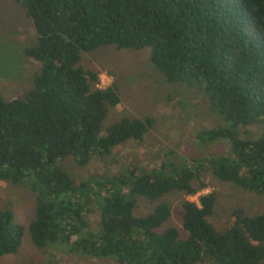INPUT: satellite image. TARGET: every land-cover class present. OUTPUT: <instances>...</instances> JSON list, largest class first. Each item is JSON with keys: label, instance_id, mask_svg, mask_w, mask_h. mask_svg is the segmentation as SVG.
Instances as JSON below:
<instances>
[{"label": "trees", "instance_id": "obj_1", "mask_svg": "<svg viewBox=\"0 0 264 264\" xmlns=\"http://www.w3.org/2000/svg\"><path fill=\"white\" fill-rule=\"evenodd\" d=\"M15 2L36 34L24 57L38 63L40 73L24 99L0 97V181L31 183L38 194L28 226L33 245L66 243L73 252L118 264H264V211L248 215L236 208L217 231L208 220L216 202L209 192L183 200L181 231L161 230L170 218L165 202L146 216L134 215L140 199L157 203L170 193L192 197L206 190L200 167L130 168L110 180L74 185L60 165L70 158L84 167L144 139L151 117L102 130L120 102L118 89L114 82L100 88V73L85 69L81 59L101 47H149L155 70L170 83L196 87L230 123L210 134L229 142L230 155L212 159L206 169L264 195V0ZM95 187L104 196L93 198ZM91 207L98 210L96 235L86 233L82 218ZM22 234L11 211H1L0 256L16 253Z\"/></svg>", "mask_w": 264, "mask_h": 264}, {"label": "rangeland", "instance_id": "obj_2", "mask_svg": "<svg viewBox=\"0 0 264 264\" xmlns=\"http://www.w3.org/2000/svg\"><path fill=\"white\" fill-rule=\"evenodd\" d=\"M36 43L30 20L15 0H0V97L5 100L24 99L33 88L40 73L38 63L24 57L23 49ZM149 47L140 50H118L115 46L98 48L82 55L81 65L100 73L99 87L115 83L119 104L109 110L101 123L103 131L122 119L151 117L154 124L141 142L129 140L112 150L106 157H94L84 167L76 166L70 158L60 165L73 181L80 185L88 181L110 180L130 168L152 169L159 164L176 168L189 165L202 170L200 180L207 187L196 196L170 193L157 203L137 201L134 215L146 216L158 203L170 207V218L161 230L175 227L181 231L183 200L197 201L201 194L214 193V213L208 219L217 231H224L236 208L255 215L264 211V195L246 192L232 183L216 178L205 164L212 159L230 155L229 142L211 139V132L228 129L230 123L215 114L207 97L196 87L170 83L150 63ZM244 128L240 129V133ZM185 164V165H184ZM195 186H198L194 182ZM102 188V187H101ZM95 187L93 198L102 193ZM37 195L28 182L0 181V212L9 210L21 226V245L16 253L0 256V264H118L113 258H96L73 252L69 244L54 243L39 249L31 241L28 226L35 219ZM93 207H91L92 209ZM88 213V212H86ZM83 220L86 233H98V210ZM97 225V226H96Z\"/></svg>", "mask_w": 264, "mask_h": 264}]
</instances>
